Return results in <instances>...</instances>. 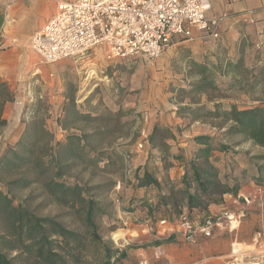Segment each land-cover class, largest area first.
I'll use <instances>...</instances> for the list:
<instances>
[{"label": "rangeland", "instance_id": "obj_1", "mask_svg": "<svg viewBox=\"0 0 264 264\" xmlns=\"http://www.w3.org/2000/svg\"><path fill=\"white\" fill-rule=\"evenodd\" d=\"M186 42L182 38L175 39L155 61L131 58L110 62L100 50H93L74 59L45 65L29 45L24 48L26 51L18 53L9 49L0 50L3 54L0 57V74L4 75L0 81L8 85L13 95V101L8 104L11 107L10 113L20 109L24 129L22 139L13 146L6 144L9 130L0 129V159L8 151H14L24 159L18 166L0 165V193L12 199L15 206L21 205L40 218L54 219L68 230L84 234L86 229L81 213L69 205L54 202L44 188L45 183L52 180L56 173V166L51 158L56 156L61 163L67 165L69 161L70 166L65 169L62 179L69 185L87 187L88 196L101 204L103 213L96 219L100 236L113 250L127 253V258L117 264H139L141 258H147L152 264H156L158 251L153 249V243L158 238L153 231H147L145 214L135 209L129 213L123 206L119 207L115 203L118 198L114 191L116 183L126 181L127 177H132L134 172L138 173L144 167L137 161V156L142 153L136 151L139 136L134 133L141 115H152V125L145 127L146 130H151L155 119L162 112L178 113L180 108L199 105L212 108L218 104L221 110L231 105L248 109L264 103V84L256 87L252 85L250 73L247 72L240 76V88L223 84L217 90L193 92L188 80L189 69L195 62L189 58V48L184 44ZM92 71L97 74L87 80ZM219 81L222 82L221 79ZM205 111L201 113L205 115ZM79 112L93 118L85 119V116H79ZM201 118L193 127L181 131L188 135L191 128L196 133L215 134L214 144L224 145L229 150L228 156L219 152L215 155L224 162L223 168L227 170L231 184L235 178H240L238 183L244 189V196H241L239 203L233 204L231 201L230 207L231 211H235V206H244L240 210L242 221L238 232H217L213 238L197 245L200 252L206 254L204 264H227L233 241L237 239L252 247L255 244L254 240L250 243V213L259 214V210H250V206L253 205V199L256 203L264 199V187L258 186L254 180L256 177H264V171L258 174L257 170L258 166L264 167V160L256 158L264 155V150L241 135L227 134L229 125L220 127L219 124L223 123L221 120L206 116L198 119ZM179 119L188 121V117ZM71 134L92 136L88 146L81 152L82 158L71 157L66 149L57 146V143L66 145V139ZM132 135L133 140L129 141ZM170 143L173 154H178L181 150L192 156L197 149L191 144L179 146V143ZM165 158L162 160L155 154L151 159L150 169L162 183L166 182L172 188L170 175L166 173L171 169L167 171L165 167L174 165L175 162L167 156ZM7 159L15 161L12 155H8ZM37 160L42 161L43 165L36 166ZM256 189L263 191L257 198L253 194ZM128 191L127 195L123 194L124 203L130 198L137 199L133 188L130 187ZM151 197L149 200L153 201L155 208L158 205L157 196ZM2 207L3 200L0 199V209ZM166 214V211L162 213L161 218H166ZM153 225L156 227L155 232L161 231V237L165 234L163 240L169 237L166 230ZM174 227H179V221L174 223ZM9 231V221L0 212V236L8 238ZM179 243L174 254H180L183 250L191 254L190 243ZM12 246L13 244H0L1 250L14 258L19 253L11 249ZM257 248H254L255 251ZM91 253L89 250L85 259L89 264H94L90 263ZM166 263L173 264L171 261Z\"/></svg>", "mask_w": 264, "mask_h": 264}, {"label": "trees", "instance_id": "obj_2", "mask_svg": "<svg viewBox=\"0 0 264 264\" xmlns=\"http://www.w3.org/2000/svg\"><path fill=\"white\" fill-rule=\"evenodd\" d=\"M3 23L4 17L0 15V31ZM241 67L229 63L226 69H218L222 75L236 72L241 77L242 73L244 75L246 72H250ZM243 69L244 72H242ZM219 71L195 62L189 70V76L198 77V79L190 82L191 90L204 93L210 89H220L223 84L231 88L242 86V79L223 80L218 77L217 72ZM263 75L264 68L258 70L256 76H251L250 83L255 87L264 84ZM219 78L222 82L219 81ZM12 101L13 95L8 85L0 81V129L7 125V120L3 118L4 109ZM204 111L205 115L201 113ZM185 113L192 114L196 118L206 116L221 120L223 123L219 124L220 127L224 124L229 125L227 134L241 135L247 141L264 150V103L248 109H240L236 105H231L227 109L221 110V106L218 104L214 106V111L205 105L178 110V115ZM78 114L85 116V119L93 118L90 115H82L80 112ZM91 137L86 134H71L66 139V145L57 143V146L66 149L67 154L71 157L82 158L81 152L88 146ZM171 140H175L172 131L168 128H161L156 122L151 129L147 147L151 152H160L161 156L159 157L162 160L165 156L172 159L175 162L174 165H167L166 170L181 167L183 169L182 177L170 180L172 188L168 187L167 183L159 181L156 173L150 169L152 160H148L138 173L134 172L133 176L127 177L125 181L126 186L133 188L135 192L143 190V194L135 195L137 199L130 198L127 203H124L125 195L122 196L125 211L132 213V209L139 210L143 212V215L145 214V222L149 221L155 225L162 219L161 215L165 211L167 217L164 219L170 221L178 218L184 212L192 217L203 219L205 216L213 215L208 214L210 206L223 204L225 195L234 197L238 195L241 189V185L238 183L240 178H235L234 183L231 184L227 170L223 168L224 162L222 163V159L220 160L215 155L216 152H219V154L228 156L227 147L214 144V137L199 135L193 139L197 149L192 156L190 154L187 156L181 150L178 154L171 153V144H169ZM8 155H12L15 161L8 160ZM6 156L0 159V165L18 166L24 162L23 157L14 151H8ZM126 156L124 157L126 158ZM153 156L154 154H152ZM256 158L264 160V155ZM51 162L56 166V173L52 180L45 183V191L54 202L69 205L81 213L86 229L85 233L70 231L54 219L40 218L21 205L15 206L12 199H9L4 193H0V199L3 200L0 212L9 221L10 230L8 238L4 235L0 236V244L6 246L13 244L11 249L19 253L18 256L11 258L0 248V264H89V261L85 259L89 250L92 252L90 263L94 264H117L126 259L127 253L113 250L99 234L96 219L103 213L101 204L93 197L88 196L89 189L87 187L79 184L69 185L62 179L65 169L70 166L69 161H67L69 165L61 163L55 156L51 158ZM41 165L43 162L37 160L36 166ZM257 170L260 174L264 171V167L258 166ZM254 180L258 186L264 187V177H256ZM18 187L25 188L26 186ZM127 192L130 191H124L123 194L127 195ZM152 195H156L158 199V205L155 203V208L152 205L153 201L149 200ZM172 240L173 236L168 238V242ZM161 244L162 242L157 240L153 246Z\"/></svg>", "mask_w": 264, "mask_h": 264}, {"label": "built area", "instance_id": "obj_3", "mask_svg": "<svg viewBox=\"0 0 264 264\" xmlns=\"http://www.w3.org/2000/svg\"><path fill=\"white\" fill-rule=\"evenodd\" d=\"M212 1L57 0L55 14L33 36L30 48L45 65L74 59L93 50H100L110 62L131 58L155 61L175 39L195 40L194 31L204 40L220 39L221 20L208 17ZM151 121L152 115L144 113L135 125L134 133L139 136L138 153L146 151L151 130L145 127L152 125ZM132 140L133 135L129 141ZM129 188L125 181L116 183L115 203L119 207L123 206L122 196ZM177 221L178 228L174 227ZM241 221L242 214L224 209L203 219L184 212L171 221L161 219L156 226L166 230L168 236L179 233L185 242L197 243L200 239L213 238L217 232L237 233ZM145 225L147 231L160 234L161 231H154L153 223L148 221ZM258 244H262L260 239L255 240L253 247ZM249 248L237 239L233 241L227 264H264V248L257 251ZM139 264L152 263L141 258ZM156 264H167L160 251L156 254Z\"/></svg>", "mask_w": 264, "mask_h": 264}, {"label": "crops", "instance_id": "obj_4", "mask_svg": "<svg viewBox=\"0 0 264 264\" xmlns=\"http://www.w3.org/2000/svg\"><path fill=\"white\" fill-rule=\"evenodd\" d=\"M56 6L57 0H0V15L4 17V23L0 31V50L9 49L14 53H18L19 51L25 50L24 48L27 45L30 47L33 36L55 14ZM208 17L210 19L218 18L221 20L219 27L220 39L204 40L200 38L199 33L195 32L196 39L184 43L189 48V58L194 60V62L205 64L210 69L215 68L218 71V68L226 69L229 63L240 65L242 66L241 68L250 71V77L253 75L256 76L257 71L264 68V0H213ZM178 46H181V44ZM1 56L3 54L0 53ZM217 74L223 80L240 79V75L236 72H229L227 75H222L219 71ZM3 77L4 75L0 74V79ZM197 79L198 77H190L188 82H193ZM8 104L3 114V118L7 120V125L4 128L9 130L6 144L13 146L22 139L24 129L21 122L22 113L20 109L15 113H10L11 107L9 108ZM208 109L214 111V107ZM181 117H188V121L184 122L179 119ZM157 118L155 119V123L157 122L161 128L165 127L170 129L175 135V140L169 141V144L172 142L175 144L179 143V146L194 145L193 139L196 136L209 135L215 137V134L196 133L191 128L189 130L191 132L188 135H184L181 131L182 129H189V127H193L194 124L202 120V118H195L194 115L189 113L178 115L174 111L162 112ZM184 138H187L188 141ZM152 154L161 156L160 152H151L150 148L146 147V153L137 156V161L141 162L140 166L143 167L148 160L152 159ZM185 154L188 156L187 151ZM166 173L170 175L171 180L175 178L180 179L183 175V169L176 167ZM158 179L161 181L160 178ZM243 191L244 189L241 188L236 197L225 195L224 203L210 206L208 214H217L224 209L231 211L230 207L232 203L238 204L242 198L241 196H244ZM254 192L253 194L257 198L263 191L256 189ZM135 194H143V190H138ZM252 202L253 205L250 206V210L253 209L254 211V209H258L259 214H255V212L250 213V243L253 240L255 242L256 239H260L262 244H258L256 248H264V199L257 203L253 199ZM242 208H244L242 204L235 206V211L233 212L240 213ZM256 229H259V231H256ZM158 235H160L159 238ZM155 236L162 244L160 246H153V249L156 252L162 251L164 261H171L173 264L205 263L206 254L200 252L198 246L209 239H200L197 243H190L192 245L189 248L191 254L187 253V251L184 252V250L180 254H174L175 250L178 249L177 247H179V242L186 243L179 233L171 235L173 236L171 242H168V238L171 236L166 237L164 240L165 234H163V237H161V234Z\"/></svg>", "mask_w": 264, "mask_h": 264}, {"label": "bare ground", "instance_id": "obj_5", "mask_svg": "<svg viewBox=\"0 0 264 264\" xmlns=\"http://www.w3.org/2000/svg\"><path fill=\"white\" fill-rule=\"evenodd\" d=\"M88 73H89V72H88ZM96 74H97V73H96L95 71H92V72L90 73V76H89V78H88L87 80H89L90 77H94ZM87 83H88V82H87ZM83 85H84V84H83ZM250 249H254V247L250 246Z\"/></svg>", "mask_w": 264, "mask_h": 264}]
</instances>
